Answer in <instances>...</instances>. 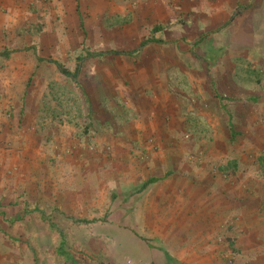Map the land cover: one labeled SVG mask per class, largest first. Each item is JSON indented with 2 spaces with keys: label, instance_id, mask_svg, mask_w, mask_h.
<instances>
[{
  "label": "rangeland",
  "instance_id": "374dc122",
  "mask_svg": "<svg viewBox=\"0 0 264 264\" xmlns=\"http://www.w3.org/2000/svg\"><path fill=\"white\" fill-rule=\"evenodd\" d=\"M174 209L264 264V0H0V264H178Z\"/></svg>",
  "mask_w": 264,
  "mask_h": 264
},
{
  "label": "crops",
  "instance_id": "0c3cea01",
  "mask_svg": "<svg viewBox=\"0 0 264 264\" xmlns=\"http://www.w3.org/2000/svg\"><path fill=\"white\" fill-rule=\"evenodd\" d=\"M140 136L141 135L138 132L127 134L125 137L126 145L127 142L129 143L127 146L136 145L137 139L141 138ZM168 137L171 138L172 135H170L169 133ZM175 151L176 150L174 148L170 149V153L172 154H175ZM203 183H209V181L203 180ZM175 194L177 195V191ZM164 214H167L168 217L172 219L168 222L170 225H172L169 227V230L175 228L178 229L177 233H180L178 234L179 239L176 243H181V245H177L175 243L176 246H171L169 248L170 252L167 251L169 257L174 258L176 262L178 261V264H209V261L211 260L209 259L210 256H212L213 258L214 255V253H212L209 256V250L213 249V244L215 240L218 239V233H221L223 231V223L222 221H219L220 213H210L209 211L202 212L198 210L183 211L174 209L171 211H165ZM182 214H184L185 216H183ZM183 217L185 218V220H180L183 219ZM186 218H191V220H186ZM259 219H261V216L258 217V215L256 214V216H248L246 220L242 221V225H240L241 221H238L239 231L251 234L258 227ZM181 227L184 228V232ZM182 233H184V237L180 236ZM248 239L249 242L255 241V239H251L250 235ZM246 244H248V241L246 242ZM163 257L166 258L164 254Z\"/></svg>",
  "mask_w": 264,
  "mask_h": 264
},
{
  "label": "trees",
  "instance_id": "16d2710c",
  "mask_svg": "<svg viewBox=\"0 0 264 264\" xmlns=\"http://www.w3.org/2000/svg\"><path fill=\"white\" fill-rule=\"evenodd\" d=\"M169 25L168 24H155L151 27V34L149 35L148 38H146V42H154V43H164L166 41L163 40V38L161 37V32L168 28ZM9 51H3L1 54H4V55H8ZM111 53H124V51H121V50H111L110 51ZM98 54H103L102 51H92V50H86L84 52V54L82 55H79L78 56V59L79 60H85L86 58L88 57H92V56H95V55H98ZM42 59V58H40ZM49 61L53 62L56 67L65 75H70V76H75L79 70V63L76 64L75 68L73 71H69L68 68L64 67L61 63H59L58 61L54 60V59H48ZM231 127V124L229 125ZM158 179V177L156 176H151L147 179H145L141 184L140 186L138 187V190H142L144 189L149 183H152L154 181H156ZM164 252V255L165 257L168 259L170 258L167 251L163 250ZM151 264H154V263H151Z\"/></svg>",
  "mask_w": 264,
  "mask_h": 264
}]
</instances>
